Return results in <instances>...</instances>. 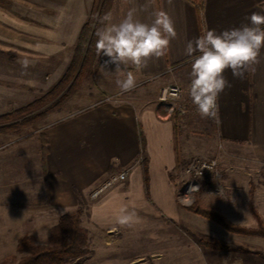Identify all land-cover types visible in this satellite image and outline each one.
<instances>
[{
	"label": "crops",
	"instance_id": "0c3cea01",
	"mask_svg": "<svg viewBox=\"0 0 264 264\" xmlns=\"http://www.w3.org/2000/svg\"><path fill=\"white\" fill-rule=\"evenodd\" d=\"M132 6L126 0H45L44 12H39L41 15L32 12L28 22L39 27L36 36L41 31L44 34L45 44L38 53L64 56L61 59L64 69L71 57L69 51L88 19L97 22L98 30L108 23H100V17L111 13V22L119 23ZM159 10L168 13L177 32L168 53L148 60L147 66L140 70L132 65L124 68L126 73L133 72L140 88L120 96L122 91L114 82L108 90H103L101 99L48 126L43 131L45 155L42 156L40 138L34 139L30 146L40 154L38 176L31 181L14 182L19 186L17 190L30 195L29 200L47 196L50 205L63 210L62 215L77 207L79 200L85 202L87 193L90 195L104 177L128 168L125 180L93 202L92 219L104 225L120 224L117 216L122 208L134 214L139 222L147 219L142 215L149 210L158 209L172 216L179 209L171 174L179 160L202 155L197 147L202 144L209 158L217 160L220 170L226 165L229 168L225 160L235 157V166H243L245 180L258 184L256 197L264 198V49L260 62L252 66L255 70L246 71L242 80L234 79L230 70L225 72L232 87L226 88L218 98V120L202 118L191 104L187 87L194 56L184 54L187 41L206 30L220 33L248 24L247 17L253 12L264 14V0H174L172 5L167 0H155L149 12ZM139 18L150 21L149 13H141ZM174 82L183 87L189 110L185 115L168 117L157 96L162 86ZM198 119L203 122L204 137L190 139L187 133ZM178 132L181 134L176 137ZM140 134L148 174L147 197L139 162Z\"/></svg>",
	"mask_w": 264,
	"mask_h": 264
},
{
	"label": "rangeland",
	"instance_id": "374dc122",
	"mask_svg": "<svg viewBox=\"0 0 264 264\" xmlns=\"http://www.w3.org/2000/svg\"><path fill=\"white\" fill-rule=\"evenodd\" d=\"M44 1L0 0V114L39 99L60 79L67 67L62 69V55L38 53L45 44L42 40L44 34L41 31L36 36L39 27L29 23L28 19L34 11L38 15L44 12ZM73 48L69 51L71 56ZM24 59L29 61L27 69L21 65ZM104 60L95 53L71 94L65 95L71 89L73 78L66 82L59 94L49 97L27 114L35 115L30 124L18 130L0 132V264H16L20 260L24 253L18 251L17 245L25 235L32 236L34 245L45 244L51 226L62 213V209L50 205L47 196L29 200L30 195L17 190L19 186L16 187L14 182L19 179L21 182L25 179L31 181L38 176L40 154L30 146L36 137L42 143L41 135L48 126L90 106L103 97V90H108L114 82L116 85L115 66L108 65L103 71ZM147 95H150L149 91ZM197 121V126H192L187 134L191 135L190 139L202 140L203 122L201 119ZM174 127L177 128L176 123ZM20 145L21 148L17 149ZM197 147L202 155L191 156L189 160L209 158L206 146ZM240 153L243 156V151ZM186 160H179L171 174L177 194L185 179L182 168L188 162ZM225 163L230 167L217 168V176L207 175L199 180V191L190 203H183L177 197L179 211L172 216L156 209L143 213L142 217L147 219L142 222L133 217L129 224H100L92 219L91 205L106 191L97 198L87 193L85 202L79 200L80 225L86 235L84 252L67 259L64 264H264V236L228 231L188 209L194 204L217 211L238 226L264 228V198L258 199L255 195L258 184L251 179L245 180L243 166H235V157ZM231 164L235 167L232 168ZM38 203L47 208L36 206Z\"/></svg>",
	"mask_w": 264,
	"mask_h": 264
},
{
	"label": "clouds",
	"instance_id": "9594fccd",
	"mask_svg": "<svg viewBox=\"0 0 264 264\" xmlns=\"http://www.w3.org/2000/svg\"><path fill=\"white\" fill-rule=\"evenodd\" d=\"M126 3L133 6L119 23L111 22V13L100 17V23H108L96 31L95 44L96 54L107 57L102 70L115 65L116 84L122 92L131 91L137 83L133 72L125 73L124 68L128 65L137 70L146 67L148 60L165 56L170 42L177 38L174 23L166 11L149 12L155 0H143V3L126 0ZM167 3L172 5L174 0H167ZM141 13H149L150 21L141 20ZM247 20L248 24L220 33L214 29L206 30L185 45L184 54L194 56L187 94L202 118L218 120V98L226 88L232 87L225 76L226 71L230 70L234 79L242 80L245 72L254 71L252 66L260 62L261 49H264V14L253 12ZM21 65L27 69L29 61L24 59ZM196 175L200 176L201 172L197 171ZM195 191H199V186L191 187L189 194ZM181 200L190 203L184 198ZM232 203L235 205L234 199ZM133 216L122 208L117 221L122 225L129 224Z\"/></svg>",
	"mask_w": 264,
	"mask_h": 264
},
{
	"label": "trees",
	"instance_id": "16d2710c",
	"mask_svg": "<svg viewBox=\"0 0 264 264\" xmlns=\"http://www.w3.org/2000/svg\"><path fill=\"white\" fill-rule=\"evenodd\" d=\"M97 22L88 19L81 27L77 36L73 53L70 61L60 79L52 86V88L43 94L39 99L0 114V132L14 131L21 127L27 126L34 119L35 115H27L33 109H36L42 103H45L51 96L59 94L66 82L73 78L71 89L66 91L65 95L75 90L76 84L82 79L83 75L89 68L91 61L96 53L95 44ZM75 85V86H74ZM41 152L42 156L46 153L45 134L41 135ZM140 159L142 167L143 186L146 197L148 196V174L146 167V157L144 151L143 137L140 134ZM43 159V158H42ZM78 207L72 212H66L59 216L56 223L50 228L48 240L45 244L34 245L31 235H25L18 242L17 249L24 255L16 264H64L69 258L77 257L84 252L86 235L84 229L80 225L81 208ZM28 207L34 205L26 204ZM43 207V205H36ZM190 211L200 214L210 220H213L224 229L236 233H249L264 236V228L249 229L238 226L227 220L222 214L212 209H204L191 205L188 207Z\"/></svg>",
	"mask_w": 264,
	"mask_h": 264
},
{
	"label": "built area",
	"instance_id": "2783aa9c",
	"mask_svg": "<svg viewBox=\"0 0 264 264\" xmlns=\"http://www.w3.org/2000/svg\"><path fill=\"white\" fill-rule=\"evenodd\" d=\"M157 100L163 112L168 117L185 115L189 110L188 104L183 97L182 86L179 83L174 82L162 86L158 92ZM190 169L191 175H189ZM128 171V168H124L109 175L106 180L102 181L92 189V191L90 192V197L97 198L102 193L113 187L115 184L125 180ZM197 171L201 172L200 176L196 175ZM182 172L185 175V179L181 183V187L179 193L177 194V197L181 202V198H184L185 201L191 202L196 191L189 194V189L193 186H199V180L207 175L217 176V162L214 158H193L183 165Z\"/></svg>",
	"mask_w": 264,
	"mask_h": 264
}]
</instances>
